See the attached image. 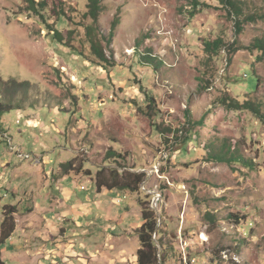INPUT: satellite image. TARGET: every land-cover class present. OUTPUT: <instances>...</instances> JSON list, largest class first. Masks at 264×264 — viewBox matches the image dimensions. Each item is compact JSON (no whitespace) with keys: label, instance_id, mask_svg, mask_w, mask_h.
<instances>
[{"label":"rangeland","instance_id":"rangeland-1","mask_svg":"<svg viewBox=\"0 0 264 264\" xmlns=\"http://www.w3.org/2000/svg\"><path fill=\"white\" fill-rule=\"evenodd\" d=\"M44 1L63 42L26 0H0V76L32 84L21 109L0 115V185L8 188L0 218L16 201L22 225L24 217L32 227L54 221L49 243L62 240L101 264L103 252L121 250L123 264H137L140 202L149 195L159 264H264V121L232 107L264 103V55L253 46L264 39V18H238L220 0H199L194 16L193 0H101L96 33L111 59L101 62L87 37L89 0ZM244 8L264 14V0ZM218 39L211 55L204 41ZM149 54L156 66L143 61ZM228 149L254 165L211 156ZM108 168L145 173L139 192L98 191L94 180ZM76 207L90 212L79 221L91 234L75 236L83 230Z\"/></svg>","mask_w":264,"mask_h":264},{"label":"trees","instance_id":"trees-1","mask_svg":"<svg viewBox=\"0 0 264 264\" xmlns=\"http://www.w3.org/2000/svg\"><path fill=\"white\" fill-rule=\"evenodd\" d=\"M27 10L33 15L39 17L42 22L47 26L49 31H53L54 38L60 42L65 41L64 34L58 30L54 24H50L48 22V18L46 16L47 12V3L43 1L36 0H26ZM195 2L194 10H191L189 14L194 16L197 14V5L199 4V0H193ZM231 14L236 15L238 18L245 17L247 20H255L258 18H264V14L258 15H249L246 16V11L244 8V0H220ZM101 0H89L88 4V12L85 14V17H90L92 19V24L88 25L86 28L88 42L91 43V48L93 53L97 56V58L101 62H110V57L106 54L105 48L102 44L101 39L98 38L96 32H98V22L99 16L101 12ZM48 15V14H47ZM121 22V19L118 17L113 22V28L115 29ZM241 23H238V30L240 31ZM223 44L221 39L215 41H204L205 50L211 55L219 52L220 45ZM254 47L260 49L262 51V55H264V39H256ZM153 55H148L143 58L144 62L149 65L156 66L158 62ZM263 58V57H262ZM256 87H258L260 80L256 78ZM32 84L25 80L20 81L15 77H9L4 79L0 76V115L11 112L16 109H21L20 106L24 104V102L29 98L30 88ZM150 100L154 101V98L150 97ZM229 101V100H228ZM228 101L226 102L228 104ZM232 107L236 109H248L254 112L259 118L264 121V103H256L251 100H246L244 103H240L237 101L232 102ZM110 156L119 155L114 152L111 153ZM213 156L214 159L218 161L228 162L232 164L234 162H240L245 164L248 167L253 166V162L247 160L242 154H240L239 149L230 150L223 153H215ZM74 165L73 161H69L63 164V169L69 170ZM73 171H77L78 174H84L87 176H93L90 170H81L80 168L74 167ZM146 177L145 173H134V172H121L117 168H108L102 171H99L97 177L95 178V184L98 191H102L103 188L107 189H127L132 192H139L141 184L144 182ZM141 215L143 219V224L137 230L140 240V248L138 249L137 255L138 260L137 264H159V256H160V247L159 242L161 244L162 241L160 239L157 240L155 238L156 234H159V218L154 208L151 206L150 196L146 195L145 199H141ZM20 213L18 205H6L3 209V219L0 225V264H11L8 263L2 255V249L7 244V241L13 236L16 231L17 221L16 215ZM160 240V241H159ZM159 241V242H157Z\"/></svg>","mask_w":264,"mask_h":264},{"label":"crops","instance_id":"crops-1","mask_svg":"<svg viewBox=\"0 0 264 264\" xmlns=\"http://www.w3.org/2000/svg\"><path fill=\"white\" fill-rule=\"evenodd\" d=\"M95 180H94V185ZM8 189L3 185H0V191ZM104 189V188H103ZM102 189V190H103ZM7 194V193H6ZM8 194L6 197L8 198ZM18 196V195H16ZM2 195H0V204L2 202ZM7 205H18L16 201ZM75 206V205H74ZM77 206H81L80 203H77ZM77 208V209H76ZM73 208L74 212L78 215L76 216V226L82 228L80 232H76L75 236L88 235L91 234V230L86 229V226L80 223V218L85 215V210L83 208L76 207ZM81 212V213H80ZM84 215H83V214ZM88 213V212H86ZM90 213V212H89ZM88 213V214H89ZM87 215V214H86ZM100 216L97 214L96 219H99ZM3 219V214L0 218V225ZM47 219V222L41 218L39 224L32 223L28 224L29 219L24 217L23 224L21 223V217L17 216V227L13 236L7 241V244L2 249L3 258L11 264H70L71 258H78L79 262L77 264H101V259L94 255L93 253H81L77 250H70L69 244L64 243L62 240L55 239L58 235L64 237L67 235L66 227H63L61 224L58 225L60 234H56L54 243H49V238L45 235L44 232L47 225L54 223L52 219ZM74 219V218H73ZM60 220V219H59ZM44 228L42 229V225ZM104 253V260L108 264H118L119 261L121 264L128 261L126 253L119 250L115 255L111 253ZM91 255V256H87ZM81 255V256H80ZM122 255V257H121ZM86 256V257H85Z\"/></svg>","mask_w":264,"mask_h":264},{"label":"built area","instance_id":"built-area-1","mask_svg":"<svg viewBox=\"0 0 264 264\" xmlns=\"http://www.w3.org/2000/svg\"><path fill=\"white\" fill-rule=\"evenodd\" d=\"M20 121V120H19ZM191 262H195V259H193Z\"/></svg>","mask_w":264,"mask_h":264}]
</instances>
